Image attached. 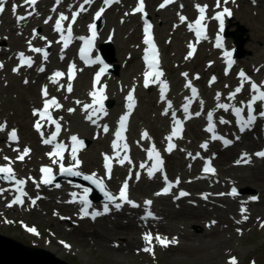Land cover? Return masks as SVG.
I'll return each mask as SVG.
<instances>
[{"label":"rangeland","instance_id":"obj_1","mask_svg":"<svg viewBox=\"0 0 264 264\" xmlns=\"http://www.w3.org/2000/svg\"><path fill=\"white\" fill-rule=\"evenodd\" d=\"M191 1L192 0H184V3L181 4L182 7L180 5L166 12H158L156 9L158 0H149L150 16L156 22V36L158 37L161 46L163 58H166L167 60L166 63L169 71L176 73L177 78L182 79V74L187 73V78L183 76L185 77V83L190 80L192 85L202 92V97L200 96L196 98L198 104L200 100H203L204 104L211 105V111L217 115L218 118L223 117L226 119L228 116L229 120L235 123L234 115L232 114L231 109L228 112H224L223 110L222 112H218L215 108V95L217 92L221 93V102L233 103L236 106H243L248 103L249 98L251 97V82H255L258 86H262L261 88H264V0H228L227 3H224V0H219V4L221 5L219 11L215 10L217 7V0H198V3L201 4L200 6H207L210 9V11H207L210 13L209 20L212 37L219 34V23L217 20L213 19V17L218 12H222L224 8H228L231 12V15H224L228 21L227 29L229 33L228 36H224L226 37V50H235V47H237V45L234 46V36L247 41L243 46V49L240 51V58H238L239 68L230 76H225L223 74L225 58L223 53L214 46L215 41L213 38H210L199 47L195 57H188V45L192 43V38L191 34L188 33L186 25L181 24L179 16L187 15L189 17L191 14L194 16L198 14V11H192V8H183V6L185 7V5L189 4ZM134 5H136L135 1L132 3L131 7H134ZM46 6L49 5L47 4ZM116 10L118 11V19H120L121 22H124L126 17L125 13H129L130 10H128L126 6L122 11L119 9ZM173 12L174 15H172ZM90 13L92 16V12ZM109 13H107L106 16ZM9 15L12 18H10V24L4 23V18L0 20V24L3 23L2 28L0 29V63L2 64L4 58H9L8 60L11 61V57L9 53H7V51L11 48V43L7 42L5 39L6 35L9 33V29L5 28V26L14 29L15 24L12 20L15 19V16L11 13H8V16ZM106 16L104 17L102 27L99 32L100 43L104 41V45H106L107 39H104V37L101 38V32L104 33L105 30L104 26L107 21ZM133 19L135 20L134 27L130 26L127 28L126 26L125 29L123 28L122 33H118V28L116 30V34L121 36L119 47H127L128 49L126 48L123 51L121 49L119 50L116 43H112V47L107 48L109 56H114V61L112 62L113 65L111 66L114 67V70L106 80L108 87H111V82L113 80L116 82L119 81V79H124L126 76L125 71H127V69H123V67L126 64H128V67H131L130 71L137 68V74L136 76L133 74L130 79L125 77V80L130 81L127 84L120 82L121 85H128L131 88L134 85L132 83H136V80L139 78L138 74L141 71V64L139 60L140 48L138 49V46H140V39H142V35L138 19L136 17ZM161 20H164L162 27ZM82 22L79 24L81 25ZM125 23L126 22H124V24ZM43 24V21H37V28L27 27L26 29L31 30L30 34L32 35L33 29H36L37 31L39 27L44 26ZM47 28L50 29V27ZM133 31L134 33L131 34ZM83 32L86 33L87 28L84 29ZM20 33V31L15 30L16 37H20ZM44 33L45 32H42L40 35L45 37L46 34ZM114 33L115 30L112 31V34ZM28 38L27 41L30 39ZM49 40L50 38L46 42L41 41V46L35 44H32V46L49 48ZM108 44L111 43L109 42ZM23 51L27 52L26 49ZM15 52L19 53L20 50L17 49ZM120 52H122L121 57ZM134 54L138 56L137 67L135 62H132L131 64L130 62L128 63L129 58L133 59ZM16 62L17 59L11 62V69L14 68ZM241 71H243L245 75L246 73L249 74V76H246L249 77L250 80L245 82L243 90L237 94L233 101H228L226 99L228 94L233 92L240 85L239 73ZM4 72L5 71L2 73ZM11 74H13V72ZM141 74L143 76L142 71ZM14 75L15 77H21H17L16 84L19 87H27L23 81L25 79L28 80L29 71L24 70L22 73ZM197 76L199 77L198 79L196 78ZM213 76L216 80L210 85V81ZM90 81L91 76L89 79V88ZM30 85L34 84L32 83ZM39 85L36 86L37 91L39 90ZM181 85H183V83H181ZM189 91L190 89H187V92ZM146 94H149L150 96L152 95L154 106L147 109V105H144L143 102L144 98H140L142 107L139 114L141 115V118L136 121L139 125L134 129V123L131 122V133L132 135H135L140 129H145V127L149 128L152 130L155 137H160L159 139L154 140L159 145L164 146L165 134H158V130L154 129L150 124L152 123V119H154V121L157 120L160 114L157 113V119L156 116L154 118L152 117V109H159H157V104L154 98L155 92L150 90L149 93ZM243 94H245L244 97ZM247 95L249 96L246 97ZM124 96H126V94H124ZM9 97L12 98V101L15 102V104L12 108L6 107V109H2L0 106V123L7 122L8 130H18L21 139L23 137V132L22 121L19 119V115L23 112V105L19 100L20 93L17 90H10ZM77 97L78 96L74 93L68 97L70 100L68 102V109H76V111L72 112L73 115L80 113L81 111L80 106L76 103L77 100L80 101ZM84 100L89 101L90 97ZM1 102L3 104L4 100ZM241 102H243V105ZM32 107L34 106H29V111H31ZM118 109L119 108L114 109L113 112L118 111ZM244 110L247 114L246 107ZM198 111H200V107L193 109L192 114L195 115ZM64 113L65 110H63V114ZM122 114L123 112H120V115ZM205 115L206 113L200 115L199 118H195L196 124H191L190 130L187 128L185 138L193 145L190 146L188 143L181 142L180 148L182 150H185L187 147L191 148L192 152H195L194 149H197L199 144L206 142L203 137L199 136L200 143L195 141L193 137L195 128L200 124L199 122L202 120L201 117ZM230 115H233V117ZM137 117L138 114L135 119H137ZM118 119L119 118L112 123L107 124L112 127H116ZM84 120L89 125L85 117ZM260 120L261 121L257 127H255V130L247 133L246 136H243L239 144H237L234 148L221 153L218 160V164L220 166V177L222 178L221 181L217 175L215 180L204 183L205 188L203 189V192L197 189L199 192L196 193L193 192L196 188L194 186L195 182L192 184L190 183L191 180L193 181V176L190 175V170H187L188 173L184 175L186 179L185 185H187V189L192 197L195 198L193 201L197 204V207L187 201L172 203L169 198H164L167 199L166 201L161 200L162 203L165 202L168 206L165 203L158 206L157 200L155 204L156 210L163 213L164 220L161 221L159 225H156V228L159 231L170 235L171 239L179 237L181 245L178 247L169 249L155 248L151 253L138 254V252L143 253L142 248L139 249L138 247V244L141 242L139 233L137 232L139 227L138 224L131 225L133 221L138 220V213L136 211L120 213L118 216L113 218H102L96 224H91L88 220L80 218L75 207H71L67 204L66 197L69 185L65 183L62 184L61 190H57L55 186L37 188L36 184L33 183V180L30 179H28L30 182L29 187H32L34 192L33 195L41 197L38 204L36 202L34 210L30 208V201L35 199L33 195L29 198L28 204H25L22 207V210L16 211L8 209L6 199L11 197L10 194L13 191H11L7 185L9 183L1 181L3 185H6L5 188L10 189V191L5 192L3 196H0V234L21 242L26 246L51 251L54 256L61 255L60 258L69 264H230L232 259H235L236 264H264V160H259L257 158V161L252 166L245 168L235 166L238 162L237 159L240 150L253 153L254 150L264 147V118ZM31 124L32 119L29 120L30 128ZM104 124L105 123L101 126ZM202 125H204V123H202ZM90 127L92 128V137L91 139L85 138L87 147L83 152L86 164H84L79 172L84 176H92L94 179H104L105 189L110 191L113 195H117V192L115 194L114 191H116L117 188L120 190L122 187V184L124 183L122 180L128 179L132 176L133 178L127 181L129 182V187L133 189L134 195L139 201L142 200L144 202V199L148 197H157V195H155L157 186L151 181L152 179L149 180L147 178L146 172L140 176L139 180H136L135 172L131 175L130 172L124 169L120 178H117L114 173L113 177L108 179L103 172L102 161V156L103 154H106V150L96 151L95 156L98 158L97 166H89L91 168L87 166L86 153L89 148L94 145V141L98 139L101 140L102 137H106L108 145H111L112 142L111 135L106 136L99 134V131H102V127ZM220 129H223L229 137L233 138V125L231 123L226 127H220ZM73 130L75 129L73 128ZM167 132L169 131L166 130L164 133ZM142 134L143 133L140 135L142 136ZM258 142H260L259 147ZM137 144L138 143L134 142V145L136 146V149H134L136 152L147 155V149L140 148ZM221 145L223 146L222 142ZM252 145H255L256 147L252 149ZM216 149L217 145L215 146L214 144H211L210 146L208 144V152H206V154L214 156L215 154L213 153H217ZM210 150L212 151L210 152ZM48 151L50 150L45 149L43 155L45 156ZM230 154L233 155L236 160H233L228 164L226 162V157L230 156ZM18 155L19 153H15L13 156L11 154H8L7 156L12 159H16ZM176 156H178L182 161L184 160V154L181 152H178L169 158V166L171 167L170 171L173 176L179 175L173 169V164L178 161ZM91 161L95 162L96 159L92 158ZM6 162V160L0 158V164H6ZM45 162H47L46 159L35 162L31 157L29 160L26 159V161L17 164L15 174L19 179H23L25 178L24 175H28V177L30 176L35 180L36 178L34 175L38 174V165ZM136 165H139V162L136 163ZM96 169L98 170L96 171ZM184 169H186L185 164L183 165L182 171H184ZM199 169L200 165L198 167V171ZM112 179L114 180L110 181ZM227 180L232 182L226 183ZM216 181L219 183V187H226L236 182L239 189L245 191L244 197L248 199L250 198V200L247 201L249 205L246 206L247 209L243 214H238V211L241 210L239 209V201H226L215 198L211 195L212 192H209L210 188L211 190L213 189L212 186L216 184ZM148 184L151 185L149 186ZM146 186L149 187L145 190V193H143L142 189H145ZM190 187L192 188L190 189ZM225 191H227V187L225 188ZM252 194L260 197L259 203H256V201L252 199ZM204 195H207V199L202 198ZM166 206L167 210L165 212L161 211V208H165ZM199 210H205L211 212L212 214L206 217L201 224L188 225L182 219L184 215L190 217L191 214L193 215ZM140 211L142 212L141 207ZM64 216H67L68 219H64ZM237 216L238 218H236ZM249 219L251 220L250 224L247 223ZM80 220L83 221L75 222ZM212 221L216 222L214 227H210ZM30 229H35V232L30 231ZM213 232L218 234V237L215 240H212L208 236ZM181 233H187L191 240L201 238L206 241H196L193 249H191L189 248L190 243H187V240L183 239ZM97 237H101L102 239L111 238L109 239L111 241V248H123V246L127 245V241L131 242V247L129 249L130 255L127 256L126 260L122 258L119 262L116 257H112L102 247L95 243L97 242ZM134 237L137 238L136 242L134 241Z\"/></svg>","mask_w":264,"mask_h":264},{"label":"snow or ice","instance_id":"obj_2","mask_svg":"<svg viewBox=\"0 0 264 264\" xmlns=\"http://www.w3.org/2000/svg\"><path fill=\"white\" fill-rule=\"evenodd\" d=\"M25 4L30 5L31 11L28 12L27 15H17V8L18 6L16 4L12 5V13L16 18V23L20 24L28 19L29 16H33L38 14L36 12V5L38 4V0H24ZM95 0H83V3L79 5V10L75 11L72 13L71 16V22L68 24L67 29L65 30L62 26L63 21H67L68 17L65 16L63 13H60L59 18H57L54 22V27L53 30L56 33L60 34V40L57 41V43H60L63 41V47L61 50V59H64L63 55V50L67 49L69 47V42L72 39V25L76 23L77 17L82 13L87 11L85 8V5L91 6ZM174 0H164V3L160 5L161 8H164L168 4H172ZM228 0H224V3H227ZM7 3V0H0V14H3L5 12V4ZM57 5L62 3V0H56ZM120 3V0H103L104 7H100L98 11L95 12V20H100L102 18V14L106 11L107 7H110L113 4H118ZM219 0H217V7H219ZM144 0H139L138 6L133 9V12L131 14H136V13H142L144 20H143V33H144V39L143 43L147 46L145 49V55H144V61L146 64V69L144 72V80H143V86L145 88H148L150 83H158L160 84L159 92H160V100L163 102L166 99V92L168 89V84L166 81L161 80L160 78L163 76V72L159 71V63H158V52L154 43L153 35H152V24L148 21L147 13L144 11ZM182 7V5H181ZM207 6H200L196 5V8L199 11V18L196 19L195 23H189L188 24V29L191 32L195 33V36L197 40L199 41L200 39H207L205 35V30H206V25L202 24V21L205 20V11H206ZM53 12L56 11V8L52 9ZM231 15V12L229 11L228 8H224L222 12H218L213 19L219 21V28L221 31H223L224 28V15ZM125 15H129V13H125ZM53 18L49 16L47 19H45L43 22L45 24H48ZM179 19L181 23H183L186 20V17L183 15L179 16ZM89 30L91 32V37L85 38V37H78L77 39L83 41V46L80 48L79 53H80V59L84 61L86 66H91L92 64L96 63H102L98 59L93 60L90 56L89 53L91 52L93 48V42L97 37V25L96 23H92L89 25ZM65 31L67 32V35H65ZM37 36H39L40 39L46 40V37L41 36L36 29H33L32 32V38L35 39ZM7 39V37H5ZM48 46H51V42H49ZM216 47L219 48L221 47L220 43V37L217 36L216 38ZM189 48L191 49L188 53V57H191L193 55L194 49L193 46L190 44ZM28 51L31 53H38L42 55L43 60L46 62L48 60V51L47 47L45 48H40V47H33L32 46V40L28 41ZM226 57H231V53L227 52L225 53ZM186 57V58H188ZM16 59L18 60V65L12 69V71L16 74H19L21 72V69L26 67L28 69L33 68L34 60L30 56H26L24 52H19L16 55ZM233 62L231 59L228 61L229 68L231 67V64ZM4 65L0 63V69H2ZM106 66L101 67L100 71L96 73L94 77V82H93V90L89 93V96L92 99V103H86L83 104L82 106V111L86 113L85 119L96 125L97 127H102L103 133L108 134L109 133V127L107 124H104L101 126L99 124V120L102 118V116L97 115V113H102L103 116L107 115V111L104 110V105L102 103V100L105 99L106 97L104 96V91L106 86H102L99 89V92L96 90V84L100 82L101 74L105 71ZM75 69L76 65L70 64L68 66V73H67V85H66V91L70 94L73 92V80L75 79ZM40 73L45 72V67L39 66L36 69ZM228 74V71L226 70L225 75ZM65 74L61 71H55L51 76L48 77L49 81L53 85L59 84V78H62ZM183 76L187 78L188 74L183 73ZM155 77V80H151L150 77ZM197 79L199 78L198 76L196 77ZM239 78H240V85L233 91L230 92L227 96L228 101H233L237 94L240 93L245 85L246 81H249L250 78L245 75L243 71L239 73ZM216 78L213 76L210 85L214 83ZM25 84H28L29 81L25 79L23 81ZM185 87L191 90L192 97L191 98H186V103L182 107V111L184 113V118L185 120L191 119L192 115L190 113V106L193 102V100L198 96L197 89L192 85L191 81L189 80L186 84ZM227 87V86H226ZM262 86H258L255 82H251V99L248 101L246 105H243V102L241 104L243 106H236L233 103H224L221 102V93L217 92L215 95V100H216V109H222L224 112H228L231 109L232 114L236 118V124L239 127L240 132H244L245 130L251 128L254 123L256 122L258 116L255 115V107L254 105L257 104V102H264V91L261 90ZM65 88V85L59 84V88L57 89L58 91L60 89ZM135 89H132L127 97V112L120 117L119 123H118V128L114 133L115 139L111 143V147L113 150L114 155L109 156L108 154H103V160H104V168L106 170V176L108 179L112 178V160H116L121 166L125 165V162H127L129 165L132 164V161L130 157L127 155L128 153V145L126 143V137L124 136V132L127 130V122L129 120V117L131 115V112L135 106L134 102V93ZM41 96L43 100V106L42 109H36L34 108L32 111V115L34 117H38V119L35 120L34 122V130L40 135L41 141L45 146H50L51 151L46 153L51 160L52 164L58 165L60 169V175H71V176H80L81 173L79 171H74V168H79L82 161L78 158V152L84 148V141L80 138H78L77 135H72L70 136V148L68 145H66L63 142H57L58 137L60 136V133L62 131V125L60 123L59 119H54L52 113L49 111L50 107H54L55 109L59 110L62 109L63 105L58 102V100L55 97H52L49 99V91L47 85H45L41 89ZM76 103L79 105L82 102L77 100ZM99 105V107H94V105ZM199 107L201 111H198L195 113L196 116H200L201 112L204 109V101L200 100L199 101ZM245 107L247 108V119L244 118V109ZM172 108V103L170 101L167 102V107L164 109L162 112L163 115L168 116L169 115V109ZM68 112L72 113L76 111V109L69 108L67 109ZM95 117V118H94ZM259 118H264V111L259 112ZM62 119V117L60 118ZM171 119L173 122V128H172V133L169 135L166 139L168 141H172L173 138H182L180 135L182 132V121L177 118L176 113L173 111L171 114ZM213 112L209 111L207 113V127L205 128V131L208 133H211V139L212 140H219L223 143L225 147H228L231 145L232 140L230 139H225L224 137L218 135L216 133V128L213 123ZM42 121H47L48 125H54V131L51 132L48 136H45V132L42 131V129L45 127V124L42 123ZM219 123L220 124H228L229 121L225 120L223 117L219 118ZM7 122L0 123V133H5L7 132V141L6 143L8 144V147L12 149V151L19 153L17 156V160L23 162L26 157L30 155L31 149L29 147H24L23 150L19 147H13V144H18L19 143V137L16 129H11L10 131L7 130ZM148 134L147 132H144L142 134V138L147 139ZM238 139V137H237ZM200 147L204 150L208 149V143L205 142L200 145ZM175 148V145L173 143H169L167 146L166 151L171 152ZM65 151H69L70 159L72 161L71 166L65 167L64 164V153ZM121 152L124 154L121 155ZM189 156H192L191 153L188 154ZM256 156L264 158V151L256 153ZM147 158L151 161H153L151 167L147 171V176L149 179H153L155 176L156 172H163V161L160 157V154L156 151L155 146L153 145L149 150H147ZM193 159L196 158H201L200 154L197 153L196 156L192 157ZM4 160H6L8 163L6 165L0 166V181L7 182L9 184H14V189L17 193V195L12 199V201L7 205L8 207H12L13 205H22L23 204V197H26L28 193L24 190L25 185H26V180L24 179H19L17 178V175L14 172V169L12 167V164L15 163V161L11 160L9 157L6 155L3 157ZM251 160L248 158L247 154H243L240 158V160L237 163H250ZM191 164L189 167L191 168ZM141 169H144L146 165L144 163H141L139 166ZM41 173L45 174L44 178L37 183L33 178L29 177L28 179L33 180V183L36 184V187L39 188L40 184L44 185H49L52 183L54 180V176L52 175V168L48 166H42L40 169ZM203 172L205 174H215V168L211 166V160H204V166H203ZM85 180H90L93 184H95L100 190L103 192V195L105 197V203L103 205V210L102 211H92L89 213V208L91 207V204L87 199H81L80 203L83 205L81 208L82 216L81 218L88 217L89 215L91 216V219L95 220L97 217L109 214L112 209L116 211H120L125 204L131 206L132 208H140L141 206L137 204L136 202L132 201L129 199L128 196V189H129V183L127 179L124 181L122 184V187L119 190L118 195H113L111 192L105 190L104 186V179H94L92 176H84L83 177ZM135 179L139 180L140 179V174L136 173ZM163 181H164V187L162 188V191H159L155 193V195L160 196V195H169L171 194V190L174 187H177L179 184V179L173 184L168 180L167 175H163ZM56 187H59L57 184ZM10 191L8 188L0 187V196H3L5 192ZM85 193H87L89 190L84 189ZM73 199H75L76 194L72 193ZM190 193L186 191H180L178 195L175 196V199L179 200L182 197H188ZM223 195V194H221ZM229 195L235 196L236 195V190L232 189V191L229 193ZM203 199H207V195H204L202 197ZM37 199H40L39 196H37L35 199L31 200L32 205H35L37 202ZM70 203L73 201H69ZM151 200H146L144 202L145 207H144V215L141 216V220L143 221H148V220H155L157 217L154 215V213L150 210V206L152 205ZM246 211L243 207L241 208V213L243 214ZM246 218V217H245ZM30 231L35 232V229H30ZM143 240L145 241V247L143 248V251L146 253H151L153 251L151 247V242L153 240L152 234L149 232L143 236ZM155 240L157 243H159L162 246L167 247L169 243L171 244H177L178 241L176 239H172L169 241L167 238H162L161 236L157 235L155 237ZM230 264H236L235 259H232L230 261Z\"/></svg>","mask_w":264,"mask_h":264},{"label":"bare ground","instance_id":"obj_3","mask_svg":"<svg viewBox=\"0 0 264 264\" xmlns=\"http://www.w3.org/2000/svg\"><path fill=\"white\" fill-rule=\"evenodd\" d=\"M197 4L199 5L198 2H194V3H191V6L193 8H196ZM220 8H221V5L219 7H216L215 10L219 11ZM22 10H25V7H22ZM28 12L29 11H25L24 15H27ZM170 14H171V12H170ZM6 15H5V17H3L4 18L3 22L6 24H10V18L11 17H10V15L8 16V13ZM117 15H118V11L115 9L113 11H110V13L106 16L107 21L105 23L106 25L104 26L105 30H104V33L101 32V38L104 37V39H107L108 41H111L112 43H116L117 48H119V50L121 49L123 51L127 47H123V48L119 47L121 36H118L116 34V30L118 28V33H122L123 28L125 29L126 26H127V28L130 26L134 27L135 26V20L133 18H135V17L132 14L126 16V20H125L126 23L124 24V22H121L120 19H118ZM172 15H174V12L172 13ZM90 16H91L90 12H87L83 15L84 21L81 25V27L83 29H85L86 21H88ZM40 18H41V16H39L38 14L33 15V16H29L26 21H24L20 24L16 23V19H13L12 21L15 24L14 29L8 28L5 26V28L9 29V33L6 35V37H7L6 40H7V42L11 43L10 44L11 48L7 51V53H9V55L11 57L10 58L11 61L8 60L9 58H6V59L4 58V61H3L4 67L2 69H0V71H2V72L5 71L4 73L0 72V106L2 107V109H6V107L12 108L14 106L15 102H13L12 98L9 97V91L10 90L11 91L17 90L20 93V99L19 100L23 105V112H21V114L19 115V119L22 121V132H23L21 151L23 150L24 147H26V146L29 147L31 149V152H30V155L28 157H26V159L29 160V158L32 157V160L35 162L42 161L44 159L51 161L49 159V157L46 158L43 155L45 148L48 146H46L44 148L41 145H39V136H38V133L34 130L33 124H31V128L29 127V120L33 119V121H34L33 115L30 114L29 106L30 107L35 106L36 104H38L42 100V96H39V90L37 91L36 86H38L40 83H43V85L45 83H47L48 84L47 87L51 93H54V95L62 94L61 91L54 89V87L52 86L53 84L52 85L50 84L48 76L46 75L45 72H47L49 68L52 69L54 72L55 71L65 72L68 69V66L70 64H73V63L78 64V56L76 55V53H74V50H73L74 45H72V46H69L67 49L63 50V55H65L64 59H61L60 57H56V55H54L52 59H48L45 62L46 67H45L44 73H40L36 69L34 70L33 68H31V70L26 69L27 71H29V76H28L29 83L26 84L27 87L21 88L16 84L17 77H20V76L15 77L14 73L11 74L12 72H11L10 64L15 59V57L17 55V53L15 52L17 49H20V50L26 49L28 51V41H27L28 37L30 38V39L28 38L29 40L33 41L32 44H35L38 46L42 45V42H41L42 39H40L39 36H37L35 39H33L32 35L30 34L31 30L26 29L27 27L32 25L36 20H38ZM139 19L141 20L142 17L139 16ZM2 25H3V23L0 24V29L2 28ZM18 27H20V28H18ZM101 27H102V25H101ZM161 27H162V24H161ZM15 30H18L21 32L20 37L15 36ZM38 30L45 32L50 37V41L52 40V44H54V53L55 54L57 53V51L61 52L62 47H63V43H61V42L57 43L58 37H56L53 34L51 29H48L47 27L43 26V27H39ZM113 30H115L114 34H112ZM133 33H134V31L131 34H133ZM234 40L236 43L237 37L234 36ZM179 43H180V41H179ZM235 43H234V46L237 45ZM101 44H102V42H101ZM139 48H140V46H138V49ZM101 49L104 52H106V46L105 45L101 46ZM119 50H118V52H119ZM31 54L33 56H37V53H31ZM121 55H122V52H120V57H121ZM137 58H138V56L136 54H134L133 59L129 58L128 63L130 62V64H131L132 62H135L136 67H137ZM166 61H167L166 58L161 59V70L163 72V76L161 77V80L166 81L169 84L168 86L170 87V91L166 95L165 101L162 102L160 100V92H159V88L161 86L160 84L150 83L148 88H145L143 86L144 78L141 74V71L138 74L139 78L136 80V83L135 82L132 83L134 85L131 88L128 85L122 86L121 83L127 84L130 81V80H125V77L127 79H130L133 74L135 76L137 74V68L130 71L131 67H128V64L124 65V67H123V69H125V68L127 69V71H125L126 76L124 77V79H119V81H116V82H115V80H113L111 82V87H109V94H111V98L108 97V99H107V101L108 100L113 101V103L109 107V111L113 112L114 109L121 108L123 105V102H124V111L127 112L126 97L132 89H135L133 95H134V101L136 102V105L134 106L133 111L131 112V120L134 123V125H133V129H134V128H136V126L139 125L136 121L139 118H141V115L139 114L140 109L142 107L140 98H144L143 102H144V105H147V109H149L150 107L152 108L154 106V100L152 98V95L150 96L149 94H146V93H149L150 90L155 92L154 98H155V101L157 104V109L158 108L159 109L158 110H156V108L152 109V113H153L152 117L154 118L157 115V113H160V114H159L158 119L156 116L157 120L154 121V119H152V123H150V124L152 125V127L154 129L158 130V134H160V133L165 134V138H167V136L171 135V133H172L173 122L171 119V114L173 111L176 113L177 118L184 119L186 129L188 128L190 130V128H191L190 125L194 124V123L196 124V119L194 116H192L191 119L185 120L184 113L182 111V107L186 103V98H191L190 93L187 92L188 88L185 87V84H186L185 79H184L185 77L182 76V79L177 78L176 73L169 71V69L167 68ZM82 71L83 72H82L81 76L79 77V75H78V78L72 82L73 83V89L75 88L74 94H76L78 96L77 98H79L80 100H83L85 98L90 97L89 93L92 91L89 88V79L91 76V70L90 69H87V70L84 69ZM150 79L155 80V77L153 76ZM63 82L65 83V86H66L67 85V77L66 76L64 77ZM32 83L34 85H30ZM75 83H76V85H75ZM181 83H183V85H181ZM74 85H75V87H74ZM171 87L173 88L172 90H171ZM144 92H146V93H144ZM121 93H122V99H121ZM124 94H126V96H124ZM200 96L202 97L201 91L198 93V96L196 98H198ZM62 97H65V95H62ZM2 100H4L3 104L1 102ZM122 100H123V102H122ZM168 101H170L172 103V108L169 109V115L165 116L162 114V112L166 108ZM64 102H65V100H62L60 102V104L64 103ZM66 102H68V100H66ZM105 103H104V108L106 107ZM198 107H199V104L196 101V99H194L190 108L195 109ZM63 108L65 110L68 109V107H66V106H63ZM80 109H82V106L80 107ZM209 111H211V105L204 104V109H203L202 113L203 114L208 113ZM55 112L58 114V110H55ZM218 112H222V109H219ZM137 114H138V117H137V119H135ZM85 115H86V113L83 112L82 110L80 111V113H77L75 115H73V114L61 115L60 117H62V119L65 121V124H64V129H63L61 135L58 137V139L63 141V139H67L72 133H75V132H77L78 136L81 138L85 137V138L91 139L92 128L85 122V120H84ZM119 116H120V113H115V115L111 114L109 117L110 122L115 121ZM36 119H37V117H36ZM203 119L206 120V118H203ZM214 119H215V117H214ZM71 121H72V123H71ZM214 125H215V128H218L220 123L219 122L216 123V119H215ZM49 127L52 128V126H49ZM73 128L75 130H73ZM205 128H206V126L203 128V131L205 130ZM186 129H185V131H186ZM166 130H168L169 132L164 133V132H166ZM144 132H147V134H148L147 139L142 138V136L140 135L139 132H137L135 135H132V133H131L130 135L127 136V140H126L127 145L133 146V147L130 146V151L133 154V161H132V164H130V165L128 163H126L124 166H119V167L126 169L130 173L133 171L135 173H138L140 171H144L145 168L141 169L139 166L141 163H144L145 159H147V155L136 152V150H135L136 146L134 145V142L138 143L137 144L138 147L146 148L147 150H149L153 146L152 142H154L155 143L154 146H156L157 142L154 139L160 138L159 136L155 137L154 134L152 133V130L149 128L145 127ZM99 134H101V132ZM182 141L184 143H188L190 146L193 145L186 138H183ZM209 143L213 144L212 141H210ZM201 144L198 145L197 149H194V148L193 149L195 150L196 153L200 154V157L203 158L204 154L206 152H208V149L207 150L202 149L200 147ZM105 150L107 151L106 154H108L109 156L114 155L111 147H109V145L106 141V137H102L101 140L94 141V145L92 147H90L86 153L87 166L88 167L93 166V165L97 166L98 165V161H97L98 158H96V156H95L96 151L98 152V151H105ZM229 153H230V151H229ZM81 154H82L81 152H78V155H81ZM92 158L96 159V161L95 162L91 161ZM176 159L178 160V161H176L177 165L173 169H174V171H176L177 174L181 175L180 178H182V176H184L188 172L186 169H184V171H182L184 162L178 156H176ZM193 160H194V166H192L191 169L195 168L196 164L197 165L199 164V161L201 160V158H200V160H197V161H195V159H193ZM138 162H139V165H136V163H138ZM89 168H91V167H89ZM242 168H245V167H242ZM91 170H93V169H91ZM97 170L98 169H96V171ZM57 175L59 177L64 176V175H60L59 170H57ZM70 176L71 175H69V177ZM171 177H173V175H171ZM80 181L83 182V180H81V179H80ZM245 183H247V182H245ZM72 184H78V182H72ZM88 184H90L92 186V189L87 192L91 197H95L96 194L100 193V191H101L100 188H98L97 186H95L91 182ZM195 184H194V186H195ZM84 185H85V183H84ZM83 188H85V186H83ZM70 189H71V187H70ZM72 189L75 191V185L72 187ZM158 189L161 190L160 188H158ZM82 192H85V191H82ZM157 199H158V202H157L158 206L163 205L165 203V202L162 203L161 200H164V201L167 200L164 198H157ZM96 202H98V200H96ZM181 202H184V201H181ZM165 204L168 206L167 203H165ZM167 206L165 208H161V211L165 212L167 210ZM126 211H128V212L134 211V208H132L131 206H126ZM191 211H193V210H191ZM211 214H212L211 212H208L205 210H199V211L195 212L193 215L191 214L190 217H187L184 215L182 217V219L188 225H190V224H201L202 221ZM236 218H238V216ZM135 224H137V221H133L131 223V225H135ZM216 232L215 233L213 232L208 236L212 240H215L218 237V234ZM181 236L183 237V239L187 240V243H190L189 248H191V249H193V246H194L196 241H202V242L206 241V240L201 239V238H195L194 240H191V238L188 236L187 233H181ZM109 239H111V238H109ZM109 239H102L101 237H97V242H95V243H97L98 246L102 247L112 257H116L119 262L122 260V258L124 260H126L127 256L130 255L129 249L131 247V242L127 241L126 242L127 245L123 246V248L122 247H118V248L112 247L111 248L110 247L111 241ZM134 241L135 242L137 241L136 237H134ZM205 250H206V248H205ZM46 251H48V250H46ZM48 252H50L52 254L51 251H48ZM56 257L60 258L61 255H58Z\"/></svg>","mask_w":264,"mask_h":264},{"label":"water","instance_id":"obj_4","mask_svg":"<svg viewBox=\"0 0 264 264\" xmlns=\"http://www.w3.org/2000/svg\"><path fill=\"white\" fill-rule=\"evenodd\" d=\"M247 41L237 37L236 44L238 56ZM104 58L112 61L107 54ZM0 264H69L64 260L52 255L50 252L26 246L12 238L0 234Z\"/></svg>","mask_w":264,"mask_h":264}]
</instances>
